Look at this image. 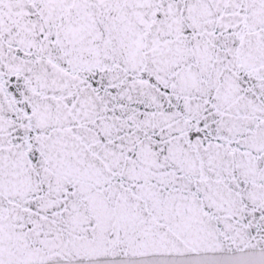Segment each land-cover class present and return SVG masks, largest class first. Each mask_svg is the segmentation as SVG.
Masks as SVG:
<instances>
[{"label": "snow or ice", "instance_id": "obj_1", "mask_svg": "<svg viewBox=\"0 0 264 264\" xmlns=\"http://www.w3.org/2000/svg\"><path fill=\"white\" fill-rule=\"evenodd\" d=\"M0 264H264V0H0Z\"/></svg>", "mask_w": 264, "mask_h": 264}]
</instances>
